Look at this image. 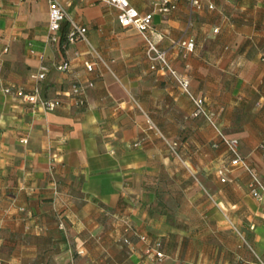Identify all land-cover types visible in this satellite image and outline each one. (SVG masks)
Returning a JSON list of instances; mask_svg holds the SVG:
<instances>
[{
  "label": "crops",
  "instance_id": "0c3cea01",
  "mask_svg": "<svg viewBox=\"0 0 264 264\" xmlns=\"http://www.w3.org/2000/svg\"><path fill=\"white\" fill-rule=\"evenodd\" d=\"M59 1L61 33L70 20L87 29L65 48L46 41L47 0H0V264H264V199L215 128L150 68L143 37L114 7ZM128 1L154 11L151 39L264 183V0H200L198 10L167 0L168 13L156 11L161 0ZM185 36L196 45L183 59ZM76 81L93 82L82 104L64 95ZM7 86L61 104L45 111ZM125 220L161 240L165 259L143 255Z\"/></svg>",
  "mask_w": 264,
  "mask_h": 264
},
{
  "label": "built area",
  "instance_id": "2783aa9c",
  "mask_svg": "<svg viewBox=\"0 0 264 264\" xmlns=\"http://www.w3.org/2000/svg\"><path fill=\"white\" fill-rule=\"evenodd\" d=\"M48 1V23H47V36L46 41L49 44H58L61 36L62 23L68 19L66 10L63 4L59 0H47ZM107 5L114 7L117 11V20L122 27H133L143 37L145 42V55L150 62V68L152 70L163 71L169 73L172 78L179 84L183 92L189 97L193 103V115L204 117L217 131L221 141L226 145L231 154L229 165L231 167H240L244 169L249 175L248 190L249 193L259 199H264V183L261 180L259 174L253 169L246 159L241 155L239 150V143L236 138L226 137L220 129L217 127L213 114L207 109L205 100L201 95L194 94L189 88V82L187 79L181 77L171 67L168 58L167 51L160 49L156 43L150 37V31L152 29L154 11L140 12L133 7L128 0H100ZM191 6L198 10L202 8V2L200 0H189ZM176 5L167 0H161L157 4L156 11L159 13H168L173 10ZM207 8L212 9L213 5L208 4ZM70 20V19H69ZM86 27L75 23L70 20V27L65 35V43L63 48L69 44L75 43L78 39L85 40ZM217 31V29H215ZM181 47V56L185 59L195 49V39L192 36H185L178 42ZM97 58L101 60V57L97 54ZM80 53L74 52V56L78 57ZM84 66L88 72L94 69V63L84 61ZM57 69L65 73H70L71 63L69 61H63L57 65ZM45 77V71L41 69L36 75L35 79L41 80ZM93 86V82L89 81L87 84L80 83L78 81L73 82L69 91L64 92V95L73 99L77 104L83 103V92L87 87ZM5 93L13 94L20 101L31 105L40 106L45 111H51L56 109L61 101L59 98H48L40 94L37 87H34L32 91H24L23 89L7 86L4 87ZM174 143L172 147H174ZM264 149V147H262ZM226 168H219L218 174L220 180L225 181L222 176ZM125 225V231L131 233L138 241L144 245L143 255L150 257L155 261H162L165 259L166 254L163 251L161 240L150 239L148 236L139 233L128 221H123ZM122 243L125 245H132V240L129 237H124Z\"/></svg>",
  "mask_w": 264,
  "mask_h": 264
},
{
  "label": "trees",
  "instance_id": "16d2710c",
  "mask_svg": "<svg viewBox=\"0 0 264 264\" xmlns=\"http://www.w3.org/2000/svg\"><path fill=\"white\" fill-rule=\"evenodd\" d=\"M65 35H66V32H62L61 33L60 40H59V43H58L60 48H63L62 45L65 43Z\"/></svg>",
  "mask_w": 264,
  "mask_h": 264
},
{
  "label": "rangeland",
  "instance_id": "374dc122",
  "mask_svg": "<svg viewBox=\"0 0 264 264\" xmlns=\"http://www.w3.org/2000/svg\"><path fill=\"white\" fill-rule=\"evenodd\" d=\"M206 107H208V106H206ZM208 109V108H207ZM150 239H152L151 237H149ZM154 239V238H153Z\"/></svg>",
  "mask_w": 264,
  "mask_h": 264
}]
</instances>
